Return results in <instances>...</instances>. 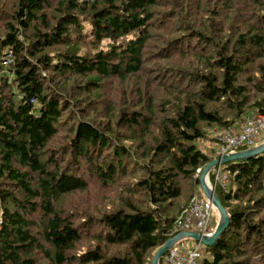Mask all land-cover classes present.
I'll return each instance as SVG.
<instances>
[{"label": "trees", "instance_id": "16d2710c", "mask_svg": "<svg viewBox=\"0 0 264 264\" xmlns=\"http://www.w3.org/2000/svg\"><path fill=\"white\" fill-rule=\"evenodd\" d=\"M54 1L60 14L51 19L46 8ZM158 2L14 0L13 12L0 28V264H43L40 253L48 264H145L151 251L178 235L176 222L200 185L197 170L213 160L198 147V141L208 138L209 127L225 130L248 113H264V12L255 13L256 24L235 40L179 22V34L161 35L153 60H148L150 29L157 30L153 9L162 6ZM235 3L224 0L223 6L232 11L239 7ZM0 13L5 14L1 8ZM34 21L44 31L37 28L29 34ZM215 23L211 21L213 27ZM194 40L196 45L178 50ZM85 42L99 47L82 54ZM62 47L63 53L49 52ZM256 60L262 61L255 67L258 77L241 82ZM175 62L187 66H173ZM143 63H158L157 75L176 84H158L166 94L160 101L153 95L145 100L139 91L140 108L118 112V125L127 129L118 139L133 142V147L112 139L115 130L109 126L80 121L68 131L72 138H66L65 148L74 160L87 159L89 174L79 176L62 166L51 143L67 107L64 95L51 90L45 75L56 76L62 84L81 77L85 82L78 90L89 96L99 91L102 79L126 81L140 73ZM90 147L99 149L101 157L107 148L113 151L93 165ZM126 159L143 174L125 192L141 199L121 197L123 203L109 211L76 213L57 207L67 195L89 191L90 179L108 187L120 177L135 178L137 172L127 169ZM226 166L232 171L230 191L217 193L230 224L206 247L203 263L252 264L249 252L257 257L264 253V217L255 220L264 209V153ZM86 236L94 246L78 256L76 249Z\"/></svg>", "mask_w": 264, "mask_h": 264}, {"label": "rangeland", "instance_id": "374dc122", "mask_svg": "<svg viewBox=\"0 0 264 264\" xmlns=\"http://www.w3.org/2000/svg\"><path fill=\"white\" fill-rule=\"evenodd\" d=\"M13 2L14 0H0V8L3 9L5 13H0V28L6 21H8V18H10V14L11 12H13L11 9ZM158 4H161L162 6L158 5L153 9V24L155 28H157V30L153 32V29H150L152 38L148 43L150 44V48L148 49L147 53L151 54L152 57L148 58V60H153V52H156L157 48L160 45L159 38L162 37L161 35L165 34L174 37L175 35L179 34L176 33L177 30L175 29L177 26H179V22L183 21L187 24H193L198 29H202L204 31L208 30L205 32L209 33L210 31V34L218 35L220 38L229 37L232 40H235L238 33L246 32L248 31L249 26L256 24V21L253 19L255 13L261 14L264 12V0H259L258 4L255 2V0H236L235 5H239V7L234 8L232 11H227V7L223 6L224 0H159ZM56 5L57 2L54 1L49 5V7L46 8V10L48 11L47 13L49 14V17L51 19L53 17H57L60 14L54 11ZM211 21L216 22L214 27L211 25ZM243 22H245L246 24H243ZM50 24H52V22ZM37 28L44 31L40 22H32L30 24V31L28 33L30 34ZM209 28L211 29L209 30ZM215 31H218V33H215ZM109 43V41L104 42L101 48H106ZM191 43V45L179 46L178 50H180L181 48H188L196 45L197 41L194 40ZM96 47L98 49L99 46ZM96 47H91L85 42L83 43L81 52L82 54H92V50H94ZM64 50L65 48L62 47L51 49L49 52L52 54H55L56 52L63 53ZM173 56L177 57L178 55L177 53H175ZM175 57L172 58V60H174ZM161 63H163L164 65L167 62L165 61ZM259 63H262V61H255L253 68L250 69L247 74H244L241 77V82H244L249 78L258 77V74L255 73V67ZM157 64L158 63H154L153 65L152 63L151 65V63H147L146 65L145 63H143L141 70L139 71L140 73H138L137 75L127 76L126 81H123L119 78L102 79L100 81L99 91L96 92V94H90L89 96L87 92L78 90L80 84H82V82H85V80H83L81 77H73L69 79L68 82L62 84L61 82L63 81L57 79L56 76L51 77L53 75H51L50 73H47V75L44 74L45 78L49 79L47 80V85L51 88V90L58 91L59 93L64 95V97L62 98H64L65 106L67 107L61 117L59 134L56 137V140L51 143L52 146H56L59 154L61 155V160L64 161L62 162V166L67 167L69 171L79 176H88L89 174L91 165L88 164L87 159L85 157H80L78 159L75 158L76 160H74L72 155L66 153V150H68V148H65V146L69 143V140L66 138H69L70 140L72 138L70 136L71 133L68 131L77 126L80 121H88L93 123L94 125H99L101 127L109 126L115 130L113 133H111L112 139L117 141L119 144L127 146L128 148L133 147V142L119 140L121 138L119 136H126L125 134L127 132V129H121L118 125V122L116 121L119 118L118 112L124 108H126V110L133 108L139 109V104L141 103L139 91H142V94L145 95V100L153 95L156 101H160L161 97L166 94L163 89L158 88V84H176L174 81L172 82L171 78L165 79V77H163L161 79L159 75H157V72H159L160 70V68L157 67ZM185 64V62L184 64L175 62L173 66H187ZM148 68H152L153 71H150ZM112 111H114L113 116H110V118L107 119L105 116ZM155 113L157 114V117L160 116V109L155 110ZM253 115L254 113L252 114V112L248 113L244 116L243 119H241V121ZM222 130L223 129H220L218 127H209L206 132L208 138L203 141L214 142L216 140L217 133ZM201 141H198V145ZM112 151L113 148H107L106 156L102 157L98 156V152H100V150L97 148L90 147L88 152L90 156L94 158V165L98 161L102 162L104 161V159H107L108 155H110L108 153H111ZM126 160L127 169L136 170L137 174L135 178H132V176H123L120 177L117 182L109 185L108 187L102 186L100 183H98V180L96 178L90 179L88 180L90 186L89 191L67 195V197L57 202V207L59 209H66V211H73L76 213H83L84 211L96 212L99 209L109 211L114 209L115 205L118 206L119 204L121 205L123 203L122 201H120L121 197L129 198L130 200H134L137 198L141 199L140 196L129 197V195L125 192L128 187H130L131 182H134L135 179H138L143 174L142 172L137 170L138 166L136 167L131 161L128 162L129 159ZM143 162H140L139 165ZM217 190L221 192L219 189ZM187 191L188 187L184 186L185 194ZM200 191L201 186L199 185L193 191V193H200ZM14 208L15 207L13 205L10 206L11 210H14ZM2 210L3 206L0 204V223L2 222ZM216 214L217 215L215 217V222L218 224L220 220V214H218L217 210ZM263 217L264 209L258 212V217L255 220H259ZM82 219V215L77 216V223H83L84 220ZM35 220H39L38 217H36ZM91 246H94V242L89 239V236L84 237V240L78 245L76 249V254L78 256L82 255L86 252V249ZM157 250L158 249L153 250L149 253V257L146 259L145 264H152ZM248 255H251L250 259L252 261V264H264L259 262L261 259H264V253H261V257H257V255L255 256L254 254L253 256L251 252H249ZM37 257L41 263L48 264L46 258H44V255H42V253L38 254ZM160 264H163V262L161 261Z\"/></svg>", "mask_w": 264, "mask_h": 264}, {"label": "built area", "instance_id": "2783aa9c", "mask_svg": "<svg viewBox=\"0 0 264 264\" xmlns=\"http://www.w3.org/2000/svg\"><path fill=\"white\" fill-rule=\"evenodd\" d=\"M264 143V113L248 117L235 126L217 133L215 140L216 155L214 159L257 148ZM204 168L197 170L200 176ZM232 171L227 166L215 167L208 181L215 190L227 194L230 191ZM1 202V199H0ZM216 208L206 198L203 190L196 193L187 209L183 211L175 225V231L200 233L211 237L216 231ZM1 225V223H0ZM206 247L192 239L181 240L165 254L163 264H204Z\"/></svg>", "mask_w": 264, "mask_h": 264}, {"label": "water", "instance_id": "95a60500", "mask_svg": "<svg viewBox=\"0 0 264 264\" xmlns=\"http://www.w3.org/2000/svg\"><path fill=\"white\" fill-rule=\"evenodd\" d=\"M264 153V143L259 145L257 148L242 150L238 153L226 154L217 159H213L207 166H205L202 174L199 177V183L201 189L203 190L206 198L209 200L211 204L214 205L218 214H220V220L217 224L216 231L212 234L211 237L204 236L198 232H180V234L170 238L165 242L163 246H161L152 261V264H160L165 254L168 253L173 246L181 242L184 239H192L194 241H199L205 247H212L218 238L226 231L230 224V214H228V210L224 208L222 204L221 198L217 194L216 190L213 186L210 185L208 178L211 171L218 166H226V164L234 162V161H242L244 159H250L253 157H257L258 155Z\"/></svg>", "mask_w": 264, "mask_h": 264}, {"label": "crops", "instance_id": "0c3cea01", "mask_svg": "<svg viewBox=\"0 0 264 264\" xmlns=\"http://www.w3.org/2000/svg\"><path fill=\"white\" fill-rule=\"evenodd\" d=\"M201 151H203L208 157L215 158L216 150H215V141H201L198 145Z\"/></svg>", "mask_w": 264, "mask_h": 264}]
</instances>
